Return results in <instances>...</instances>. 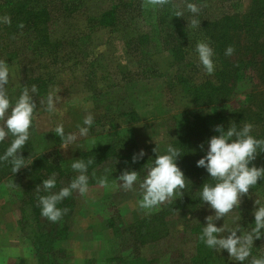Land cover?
<instances>
[{
	"label": "rangeland",
	"instance_id": "1",
	"mask_svg": "<svg viewBox=\"0 0 264 264\" xmlns=\"http://www.w3.org/2000/svg\"><path fill=\"white\" fill-rule=\"evenodd\" d=\"M29 1L28 9L35 12L46 9L50 13L52 43L56 46L46 48L41 45L43 48L36 49L30 43L39 33L31 38L25 34L8 38L4 30L7 25H0V60L8 61L14 68L15 78L8 88L19 87L28 79L27 86L35 84L41 91L38 105L50 87L61 91L59 95L65 100L66 111L62 116L52 117L40 112L36 131L30 139L35 158L42 160L38 168L45 179L52 172H57L58 187L66 185L74 175L67 167L71 159H79L90 151L105 147L115 150L114 158L120 161L113 172L115 179L126 167L139 172L149 159L155 157L153 149L156 144L152 135L158 137L161 149L165 143H172L179 133L180 114L189 107V102L181 93V84L176 82L178 78H189L196 84L218 79L215 75L220 70L218 56H215L216 71L209 76L199 66L194 53L197 41L207 39L211 42L204 31V22L244 13L250 4V0H197L195 3L201 9V25L191 28L184 0H173L178 9L185 10V17H180L182 41L186 43L185 57L182 66L174 67L173 56L166 50L156 49L153 61L159 74L150 76V72L144 75L142 69L137 68L130 49L122 42V33L99 30L88 24V18L100 15L122 0H79L77 3L78 0ZM25 2L0 0V15H12L14 10L22 9ZM144 6L150 11L154 9L147 0ZM137 9L136 5H131L120 10L124 20L121 28H128L135 34L150 32L151 24L135 18ZM239 41L244 45L251 44L246 38ZM248 57L245 62L249 61ZM233 59L236 65L237 58ZM243 68L242 65L239 74ZM252 72L251 69L242 74L239 88L227 102L224 113L239 109L255 87L258 95H262L260 91L264 92V86L258 90L260 83L256 73ZM221 104L222 107L224 102ZM57 107H63V104ZM86 111L95 116L90 136L79 141L80 148L71 145L61 149L60 138L49 133L56 120H62L66 130L75 131ZM132 111L138 121L131 118ZM120 124L125 125L123 130ZM3 147L0 145V153ZM140 149H144L147 155L139 163H131L133 153ZM62 163L64 167H61ZM112 163L113 157L102 160L95 168L97 175L102 174L106 167H111ZM4 167L7 166L0 165V248L8 254L20 244L23 254L26 250L37 252L38 264H190L197 249L198 235H195L194 227L204 226L205 217L214 214L208 205L195 213L177 214L167 221L169 231L166 237L154 243H148L146 238L145 245L137 228L143 220L155 217L162 205L151 211L139 209L138 186L134 191H124L119 186L105 190L90 181L88 193L84 196L75 193L70 197L72 208L63 204L62 207L69 209L63 220L51 223L37 214L39 207L35 189L41 182L34 181L36 173L29 170L31 167L20 170L15 176L3 172ZM256 195L264 197V186L250 189L242 198L238 211L243 227L253 222L251 213L258 198ZM223 223V220L218 221L217 226ZM255 247H264V240L256 241ZM211 253V264H232L226 251L218 253L212 250ZM253 254H256L255 250Z\"/></svg>",
	"mask_w": 264,
	"mask_h": 264
},
{
	"label": "clouds",
	"instance_id": "2",
	"mask_svg": "<svg viewBox=\"0 0 264 264\" xmlns=\"http://www.w3.org/2000/svg\"><path fill=\"white\" fill-rule=\"evenodd\" d=\"M162 2L163 0H147L152 7L160 6ZM184 3L186 12L190 14L187 18L188 26L199 28L200 7L190 0H184ZM185 10L176 9L174 17H185ZM11 24L9 15H0V25ZM18 27L23 28V23ZM194 53L199 66L209 76L213 75L216 71V53L211 42L207 39L197 41ZM233 53L234 48L229 46L224 55L231 56ZM14 78L13 65L0 60V145L4 146L0 153V165L7 166L12 176L34 161L31 152L25 158L23 151L36 131L38 114L43 112L49 117L62 116L66 111L65 100L56 87L49 88L46 96L39 100V105L35 99L39 95V89L35 84L30 87L24 85L18 95H10L8 85ZM60 104L63 107L58 108L57 105ZM94 123V114L86 111L75 131L66 130L62 120L57 119L49 133L60 138L61 149H67L71 145L80 148L79 141L90 136ZM120 125L123 130L125 125ZM253 127L251 123L240 126L231 122L225 130L223 126L217 125L214 130L219 135L212 136L206 142L205 155L196 161V167L205 169L211 178L196 195L200 205H208L209 210L214 213L205 217L199 239L210 250L218 253L226 251L232 264H264V254H261L264 247H255L256 241L264 240V197L256 195L258 198L254 201L251 213L253 222L248 227L241 225L242 217L238 211L242 198L258 185V181H264V167H257L253 163L258 154L264 153V138L253 135ZM152 139L156 144L153 149L155 158L149 159L139 172L126 167L114 179L113 172L117 170L116 165L120 161L113 157L112 166L106 167L102 174L97 175L93 168L96 164L95 156L71 159L67 167L74 175L66 185L58 187V173L52 172L35 189L40 216L51 223L61 222L69 212L68 208L61 206L62 203L75 193L81 196L88 193L90 181L105 190L119 186L124 191H134L135 186H138L137 205L145 211L182 199L190 184L178 166V160L185 155L184 148L178 143L168 142L161 149L158 137L152 135ZM200 148L204 150V145L201 144ZM146 155L144 149L134 152L131 163H139ZM61 167H64V163ZM90 168H93L91 174ZM221 220L224 223L218 227L217 222Z\"/></svg>",
	"mask_w": 264,
	"mask_h": 264
},
{
	"label": "trees",
	"instance_id": "3",
	"mask_svg": "<svg viewBox=\"0 0 264 264\" xmlns=\"http://www.w3.org/2000/svg\"><path fill=\"white\" fill-rule=\"evenodd\" d=\"M25 1L22 9L14 10L12 15H10L12 24L4 26L8 38L20 34H25L24 36L31 38L32 35L39 33L36 39L34 38L31 43L29 42L32 47L39 49L43 48L41 45L46 48L56 46V43H52L50 13L46 9L37 12L32 11L30 8L28 9L30 1ZM145 1L129 0L126 2L122 0L119 4L112 5L111 9L100 15L88 18V24L99 30H117L118 33H122L124 36L122 42L130 49L129 53L135 59L137 68L142 69L144 75L150 72V76H157L159 71L153 61L156 49L168 51L175 59L174 67L182 66L185 57L183 51L186 44L183 43L184 40L182 41L183 24L180 17H174V11L178 8L173 0H163L162 4L154 7L152 11L145 9ZM196 1L190 0L193 3ZM74 5L77 6V4ZM131 5L138 7L136 19H143L146 24H151L150 32L135 34L134 32L131 33L128 28H121L124 20L120 16V10L122 8L127 9ZM15 15L17 16L15 17ZM125 20H128V18ZM20 23H23V28L18 27ZM203 28L206 35L211 39V45L214 47L219 59L220 70L215 74L218 79L215 82L209 80L201 84L192 83L189 78L181 77L176 81L178 85L181 84V93L185 95L187 102H189V107L185 108L180 114L179 133L172 143H178L184 148L185 155L178 160V166L184 172L190 184L182 199L162 205L158 214L151 218L152 221L147 219L139 224L140 228H137L138 234L145 245L147 244L146 238H148V243H154L158 239L167 236L169 231L167 221H169V218L182 212L195 213L205 207L206 204L200 205L196 193L211 178L205 169L196 167V161L205 155L207 150L206 142L212 136L217 135L214 130L215 126L221 125L227 130L231 122H235L240 126L244 123H251L254 126L252 134L257 138H264V92L260 91L262 95H258L255 87L247 94L239 109L228 110L227 113L223 112V109L227 107V102L236 94L244 72L252 69V73H256L260 83L258 90L261 86H264V0H250L249 7L244 13L225 15L217 21L204 22ZM243 38H246L251 44H242L239 40ZM229 46L234 48V53L231 56H225L224 52ZM236 52H238L237 56H235ZM247 57L249 61L245 62ZM233 58H237L238 63L236 65ZM242 65L244 66L243 72L239 74ZM144 70L146 71L144 72ZM26 80L23 85L13 87L14 89L12 90L9 89L10 95H18L20 89L24 85H28L29 81L28 79ZM40 93L41 91L39 95ZM39 95L35 98L36 102L40 97ZM222 102H224V105L221 107ZM130 116L135 118V121H138L135 112L132 111ZM201 144L204 145V150H201ZM30 152L32 155L34 154V161L29 166L31 167L29 170L36 173L33 175L34 181L41 182L42 179H45V175L38 168V163L40 165L42 160L35 158V150L31 140L25 146L24 157H29ZM115 155V150L112 147H105L83 154V157L95 156L96 164L93 166L95 169L102 160ZM253 163L257 167H264V153L258 154ZM93 168L89 169V174H91ZM3 172L10 173L7 167L3 168ZM263 186L264 181H258V185L255 188ZM63 204L67 205L68 208L73 207L72 203H70V198L66 199L61 206ZM37 214L40 215V212ZM194 229L195 235H198L197 249L195 256L190 259V264H211L212 250L208 249L199 239L202 227L199 225L197 228L194 227Z\"/></svg>",
	"mask_w": 264,
	"mask_h": 264
},
{
	"label": "crops",
	"instance_id": "4",
	"mask_svg": "<svg viewBox=\"0 0 264 264\" xmlns=\"http://www.w3.org/2000/svg\"><path fill=\"white\" fill-rule=\"evenodd\" d=\"M2 255L8 256L2 257ZM37 257V252L33 253L31 250H26V253L23 254L20 244L17 247H13V251H10V253L8 254H4L2 249L0 248V264H38Z\"/></svg>",
	"mask_w": 264,
	"mask_h": 264
}]
</instances>
